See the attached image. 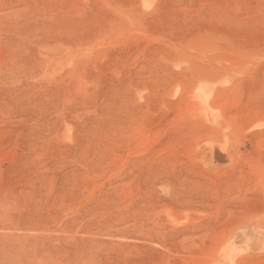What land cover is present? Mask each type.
Returning a JSON list of instances; mask_svg holds the SVG:
<instances>
[{
	"label": "rangeland",
	"instance_id": "rangeland-1",
	"mask_svg": "<svg viewBox=\"0 0 264 264\" xmlns=\"http://www.w3.org/2000/svg\"><path fill=\"white\" fill-rule=\"evenodd\" d=\"M0 264H264V0H0Z\"/></svg>",
	"mask_w": 264,
	"mask_h": 264
}]
</instances>
